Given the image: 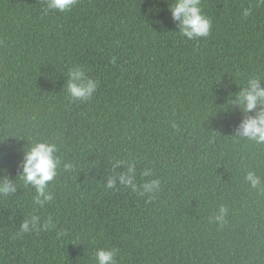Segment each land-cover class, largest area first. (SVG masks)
<instances>
[{"label":"trees","instance_id":"trees-1","mask_svg":"<svg viewBox=\"0 0 264 264\" xmlns=\"http://www.w3.org/2000/svg\"><path fill=\"white\" fill-rule=\"evenodd\" d=\"M174 3L0 0V180L16 189L0 194V264H96L99 248L118 264H264V143L240 128L259 106L236 102L253 76L264 87V4L201 0L212 27L190 40ZM77 67L91 100L67 92ZM41 142L59 161L43 206L21 178Z\"/></svg>","mask_w":264,"mask_h":264},{"label":"clouds","instance_id":"clouds-1","mask_svg":"<svg viewBox=\"0 0 264 264\" xmlns=\"http://www.w3.org/2000/svg\"><path fill=\"white\" fill-rule=\"evenodd\" d=\"M77 2L78 0H47V10L68 12ZM259 2L264 4V0H259ZM170 11L173 19L179 21L180 34L182 36L190 40L209 36L212 22L204 15L201 8V0H175V3L170 7ZM243 15L245 17L251 15V10L244 9ZM113 63H115V60H113ZM69 76L67 92L73 100L83 102L94 97L99 83L94 79H90L83 68L77 67L75 70H70ZM236 102L241 105L245 113H252L259 106V111L256 112V115L248 116L242 122L240 128L242 136L255 141L257 144L264 143V87L261 86L259 76H253L247 80V86L238 94ZM55 152V144L41 142L31 146L24 158L21 178L26 184L35 187L38 194L36 203L41 206L45 202L52 200V196L46 194V188L48 182L53 181L58 176L59 161L55 156ZM144 175L146 176L148 173L145 172ZM247 179L253 187L259 183V178L253 173H249ZM121 181L122 183H133L131 178L124 180L123 176ZM114 183L115 179L113 178L109 181L108 187H112ZM159 185V180H153L151 183H145L143 188L145 192H154L158 190ZM15 190L9 179L0 180V194L15 192ZM40 197H43V200ZM226 211V208L222 206L220 209L221 215L216 217V219L223 221ZM39 219V217H34L31 223H39ZM31 223L25 221L21 227V233L30 232ZM42 227L44 229L55 227L51 216L48 217ZM117 255L118 250L115 248H99L95 253L96 264H118Z\"/></svg>","mask_w":264,"mask_h":264}]
</instances>
